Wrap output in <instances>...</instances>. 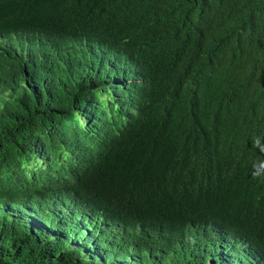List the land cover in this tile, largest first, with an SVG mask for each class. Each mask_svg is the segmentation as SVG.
<instances>
[{
	"label": "trees",
	"instance_id": "1",
	"mask_svg": "<svg viewBox=\"0 0 264 264\" xmlns=\"http://www.w3.org/2000/svg\"><path fill=\"white\" fill-rule=\"evenodd\" d=\"M0 38V264H264V0H0Z\"/></svg>",
	"mask_w": 264,
	"mask_h": 264
},
{
	"label": "rangeland",
	"instance_id": "2",
	"mask_svg": "<svg viewBox=\"0 0 264 264\" xmlns=\"http://www.w3.org/2000/svg\"><path fill=\"white\" fill-rule=\"evenodd\" d=\"M3 42L5 40H2ZM64 209L63 211H65V206H62ZM63 211L59 212L55 209H52L51 212L56 214L57 216L62 213ZM76 226L79 227L80 229V234H79V239H82V240H85L87 238V235L92 232L94 229H98L99 228V225L97 224V222L95 223H89V222H86L82 225H79V222H77ZM45 231H48V228H44L43 229V232Z\"/></svg>",
	"mask_w": 264,
	"mask_h": 264
},
{
	"label": "clouds",
	"instance_id": "3",
	"mask_svg": "<svg viewBox=\"0 0 264 264\" xmlns=\"http://www.w3.org/2000/svg\"><path fill=\"white\" fill-rule=\"evenodd\" d=\"M2 40H5V41L3 42ZM0 41H1L2 43H4V44H8V43H9V41H8L7 39H5V38H0ZM253 166H255V165H252L251 167H253ZM258 167L261 168V166H259V165H258ZM63 209H64V208H63L62 206H60L59 209H55V210L61 212V211H63ZM66 212H67V209L65 208V211H63L62 213L64 214V213H66ZM60 214H61V213H60ZM60 214H59V215H60ZM238 237H240L241 239H246L244 236H238ZM254 264H256V263H254Z\"/></svg>",
	"mask_w": 264,
	"mask_h": 264
}]
</instances>
